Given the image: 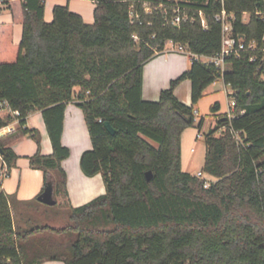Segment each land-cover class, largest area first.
Wrapping results in <instances>:
<instances>
[{
    "label": "trees",
    "instance_id": "trees-1",
    "mask_svg": "<svg viewBox=\"0 0 264 264\" xmlns=\"http://www.w3.org/2000/svg\"><path fill=\"white\" fill-rule=\"evenodd\" d=\"M4 3L13 21L0 23V100L20 111L18 130L38 144V132L23 126L31 111L42 110L53 153L39 149L29 159L44 174L43 190L52 182L55 198L67 193L62 161L70 149L62 134L67 103L76 99L93 145L81 167L89 176L102 174L106 193L72 208L67 225L24 230L0 190V264H41L44 258L66 264H264V0H96L93 23L67 5H56L48 22L45 0ZM177 7L185 17L176 25L170 20ZM223 9L233 33L256 41L257 49L228 57L223 72L192 59L158 100H145L144 64L169 39L197 55L221 52L217 15ZM18 22L23 34L15 43ZM219 78L231 86L236 104L232 116L219 118L205 134L202 171L212 179L205 187L202 177L183 170L182 135L192 126L201 131L205 120H195V105ZM185 79L191 81L190 105L175 93ZM11 119L0 118V128ZM0 148L8 173L18 155L3 138Z\"/></svg>",
    "mask_w": 264,
    "mask_h": 264
},
{
    "label": "crops",
    "instance_id": "crops-1",
    "mask_svg": "<svg viewBox=\"0 0 264 264\" xmlns=\"http://www.w3.org/2000/svg\"><path fill=\"white\" fill-rule=\"evenodd\" d=\"M56 5H67L72 11L79 13L87 23L94 22L96 0H45L44 17L46 21L50 22L53 20V10ZM12 21L11 9L7 4L1 5L0 23ZM22 34L23 24L15 23L13 31L15 43L21 41ZM191 65L192 57L190 55L174 51L170 45H167L164 51L156 53L144 64L143 98L148 101L158 100L161 91L170 86L171 80L190 69ZM217 81L205 89L204 95H213L216 92L215 84ZM223 83L226 88L227 84L224 80ZM74 90L75 93H78L81 88L77 86ZM175 93L180 100L190 105L192 102L191 81L189 79L182 81L176 87ZM197 111L199 112L198 109ZM23 128H31L37 131L40 144L32 135L22 133L17 128L14 133L3 138L6 141V146L12 148L18 155L15 165L6 174L7 167L3 166L0 161V190L3 191L10 201L16 227H18L16 214L26 213L36 201L40 202L38 196L44 188V174L42 170L31 166L29 157L36 154L39 149L43 155H51L53 153L52 141L42 110L35 109L31 111ZM184 133L182 135V145L185 138ZM62 142L70 149V156L62 161V167L67 173V193H59L56 199L57 203L61 201L72 210V208L82 206L106 193V185L102 174L98 173L89 176L81 167L83 153L91 149L93 145L84 112L77 104L76 99L67 103ZM192 150L195 151L194 148ZM203 165L201 168H203ZM54 175L56 176L55 173ZM41 264L66 263L62 259L44 258Z\"/></svg>",
    "mask_w": 264,
    "mask_h": 264
},
{
    "label": "rangeland",
    "instance_id": "rangeland-1",
    "mask_svg": "<svg viewBox=\"0 0 264 264\" xmlns=\"http://www.w3.org/2000/svg\"><path fill=\"white\" fill-rule=\"evenodd\" d=\"M176 2H192L193 0H175ZM249 13L244 14L247 21ZM216 92L212 94H205L199 102L195 105V109L199 110V116L204 117V125L201 129L202 136L197 137L199 129L197 126L187 128L185 131V138L182 145V164L183 170L196 173L202 170V165L206 157V138L205 134L217 125L219 118L228 116L232 113L230 101L231 97L227 93V89L231 90V86L225 85L222 78H219L215 84ZM216 102L220 103L217 111H214L212 106ZM225 129L222 126L217 134ZM194 148L195 151L192 150ZM212 180V179H211ZM71 210L61 201L55 205H48L36 201L34 205L29 207V210L23 214H16V223L20 229H31L36 226L50 225L54 227H61L70 222Z\"/></svg>",
    "mask_w": 264,
    "mask_h": 264
},
{
    "label": "built area",
    "instance_id": "built-area-1",
    "mask_svg": "<svg viewBox=\"0 0 264 264\" xmlns=\"http://www.w3.org/2000/svg\"><path fill=\"white\" fill-rule=\"evenodd\" d=\"M5 4L4 0H0V6ZM163 4H156L154 7H149L148 11L151 10H156L159 7H162ZM175 11L177 12V14L170 20L172 24H179L182 19L185 16H182L179 12H180V7H177L175 9ZM200 15L202 17V25L203 27H207V23L206 20L203 16V12L200 11ZM131 17L132 20H135V18L139 17L138 15H135L134 11L131 10ZM231 15L228 14V12L223 9L218 15H217V19L219 21L222 22L223 25V45H222V50L219 54L214 55V56H205V55H197L192 53L186 45L181 44V43H177L175 42L173 39H169L166 42V46L163 50L158 51L157 53H160L162 51H164L167 47V45H170V47H172V49L174 51L177 52H183L186 53L188 55H190L192 57V59H198V60H202L205 63H210V64H214L217 68H219L222 72L227 68V63H226V59L228 57H231L233 55H240L242 51H254L255 49H257L258 45L256 41H250L249 43H246L245 41V37L242 35H235L233 33V26H232V22H231ZM135 38H137V36H135ZM253 59V58H252ZM228 95L230 96L233 93V90L231 88V90H227ZM236 104V100L234 97H231V101H230V106H231V110L232 108L235 106ZM4 113H6V115H4ZM20 111L17 109H13L10 105V103L8 102V100L6 99H2L0 100V118H5L7 116H11V120L3 127L0 128V139L8 136L9 134H12L16 131V129L19 126L20 123ZM195 120L199 121V112L197 110H195ZM229 116H232V113L229 114ZM203 134L201 131L198 132L197 137H201ZM237 138H239V135L237 134ZM0 161L2 163L3 166L7 167L6 161L2 155V153H0ZM7 174V171H6ZM197 176L202 177L204 180V186L205 187H209L210 186V182L211 179L210 177L206 176L204 174V172L202 170L196 172Z\"/></svg>",
    "mask_w": 264,
    "mask_h": 264
},
{
    "label": "water",
    "instance_id": "water-1",
    "mask_svg": "<svg viewBox=\"0 0 264 264\" xmlns=\"http://www.w3.org/2000/svg\"><path fill=\"white\" fill-rule=\"evenodd\" d=\"M105 126L110 133L112 134L115 133V129L113 128V126L111 125L109 121L105 122ZM0 153H2L1 148H0ZM151 176H152V173L150 171L147 172V178L151 179ZM38 200L48 205H55L57 203V199L54 196V186L52 182L47 183L43 192L38 196Z\"/></svg>",
    "mask_w": 264,
    "mask_h": 264
}]
</instances>
